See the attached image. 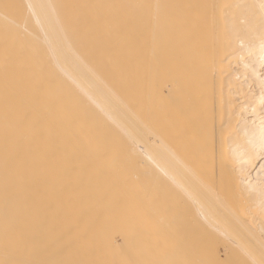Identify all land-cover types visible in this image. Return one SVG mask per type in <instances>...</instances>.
Here are the masks:
<instances>
[{
	"label": "bare ground",
	"instance_id": "bare-ground-1",
	"mask_svg": "<svg viewBox=\"0 0 264 264\" xmlns=\"http://www.w3.org/2000/svg\"><path fill=\"white\" fill-rule=\"evenodd\" d=\"M91 2L0 0V264H264V0Z\"/></svg>",
	"mask_w": 264,
	"mask_h": 264
},
{
	"label": "rangeland",
	"instance_id": "rangeland-1",
	"mask_svg": "<svg viewBox=\"0 0 264 264\" xmlns=\"http://www.w3.org/2000/svg\"><path fill=\"white\" fill-rule=\"evenodd\" d=\"M94 1H95V0H92V2H91V0H90L91 3H89L90 10H91V11H89V12L91 13V15H93L94 13H96V14L99 13V14H100V11L102 12L103 9H104V12H102V13H104L105 16H103L104 14H103V15L101 14L100 17H101V16H102V17H101L100 19H99V17L96 18L97 21L100 20V21H98L99 23L101 22L100 25H101V24L103 25L104 21H106V23H107L108 21H110V20H109V17H106L107 15L112 14V15H110V18H111V19H114V18H115V20H111L110 23L108 22V24H112V25H109V26H108V27H110V28H108V29H113L114 27H116V26H118V25H120V24H121V26H124V25L126 26L128 23H130V21H132V22L134 23V25H137V27L141 26L140 29H141V28H142V29H145V27H144L145 25H146V27H147L146 29H153V28H156L155 26H153V25H154L153 23L157 21V18H158V21H161V20H165L166 18L169 19V17H170V16H169V14H170V0H169V1L167 0V1H168V2H167L168 4H165L166 2H165V3H162V5L164 4V5H163L164 10L162 11V13H158V12H160V11H157L158 8H159V7H156V6H158V3H159V2L157 3V0H145L146 3L144 2V0H136L137 2H134L135 0H134V1H133V0H126V1L124 0V1H125V4H124V1H123V0H121V2H120L121 4L119 3L120 0H119V1L117 0V2L115 3L116 5H114V3L112 2L113 0H112V1H111V0H105V2H104V0H100V1H102V3H101L100 1H98V2L95 1V2L97 3V4H96L97 6H98V5L101 6V7L104 6L103 8L100 7L102 10L99 9V7H97L96 5H95V7H93V5L95 4ZM110 1H111L112 4H108V3H110ZM114 1H116V0H114ZM122 1H123V2H122ZM127 1H128V4L130 3L129 5L127 4ZM139 1H140V2H139ZM150 1H151V2H150ZM147 2H148V4H147ZM98 3H99V4H98ZM100 3H101V4H100ZM103 3H104V4L107 3V5H104ZM118 3H119L120 5L123 4V6H119V7H124V6H125L124 9L119 8V7L117 6ZM154 3H155V7L153 6ZM92 4H93V5H92ZM102 4H103V5H102ZM119 4H118V5H119ZM131 4H132V5L134 4V6L137 4L136 6H137V7L139 6V12H137V14H140V13L143 11L142 14L138 15L139 17H135V16H134V15L137 16V14H136L135 12L138 11V8L135 6L136 8H135L134 10H132V9L134 8V6H133V8H132V5H131ZM139 4H140V5H139ZM142 4H143V5H142ZM144 4H145V5H144ZM108 5H110L109 8H108ZM126 5H128V6H126ZM141 5H142V8H141V10H140ZM146 5H147V9H148V10H147V9H146V10L144 9V8L146 7ZM111 6H112V7H111ZM113 6H114L116 9H118V11H117ZM96 8H97V10H99V11L96 12ZM112 8H114L115 10L112 9ZM125 8H126V9H125ZM129 8H132V9L129 10ZM109 9H110V10H109ZM105 10H106V11H105ZM107 10H108V11H107ZM119 10L122 11V12H120ZM124 10H125V13H124ZM135 10H136V11H135ZM110 11H111V12H110ZM114 11H115V12H118V15H116L117 13H115ZM131 11H132V12H131ZM144 11H147V13L144 12ZM167 11H169V12H167ZM20 12H21V11H20ZM108 12H109V14L106 15V13H108ZM127 13H128V14H127ZM130 13H133V15H131ZM99 14H98V15H99ZM121 14H122V15H121ZM145 14H146V15H145ZM147 14H148V15H147ZM155 14H158L159 16H158V17H156V16L154 17ZM20 15H21V14H20ZM98 15H97V16H98ZM113 15H114V16L116 15V17H113ZM124 15H126V16H124ZM111 16H112V17H111ZM129 16H130V17L132 16L133 18H132V17L129 18ZM142 16H144V17L142 18ZM163 16H164V17H163ZM167 16H168V17H167ZM21 17H23V15H22ZM118 17H119V18H118ZM121 17H123V18H124V17H125V18H129L130 21H129L128 19H123V18H121ZM134 17H135V19H134ZM140 17H141V18H140ZM151 17H152V18H151ZM91 18H92V20H94V17H91ZM91 18H89V20H90ZM103 18H104V19H103ZM137 18H138V21L136 20ZM144 18H145V19H144ZM154 18H155V20H154ZM107 19H108V20H107ZM117 19H118V20H117ZM119 19H122L123 21H121V20H119ZM131 19H132V20H131ZM127 20H128L129 22H127ZM133 20H134V21H133ZM141 20L143 21L144 24H145L144 21H149V20H151V21H149L151 25L147 22L148 24H145V25L143 26V23L140 22ZM169 20H170V19H169ZM119 21H121V22L119 23ZM124 21H126V24H124ZM136 22H137V23H136ZM122 23H123L124 25H123ZM141 23H142V24H141ZM86 25H88V24H86ZM91 25H92V24H91ZM100 25H98V26H94V25H92V26H89V25H88V26H83V25H80V26H78V27H80V28H89V27H90V28H92V27H94V28H95V27L99 28V27H101ZM129 25H131V23H130ZM134 25H133L132 27L129 26L130 30H132V28L134 29V27H135ZM121 26H120V27H121ZM127 26H128V25H127ZM127 26H126V27H127ZM152 26H153V27H152ZM118 27H119V26H118ZM118 27H117V28H118ZM126 27H125V28H126ZM137 27H136V29H139V28H137ZM122 28H123V27H122ZM125 28H124V29H119V30L122 31V30H127V29H128V27H127L126 29H125ZM115 30L117 31V29H115ZM115 30H114V31H115ZM114 59H115L114 57H108V58H107V60H111V61H113Z\"/></svg>",
	"mask_w": 264,
	"mask_h": 264
}]
</instances>
